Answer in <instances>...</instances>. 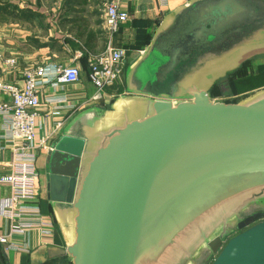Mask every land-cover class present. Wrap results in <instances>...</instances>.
<instances>
[{
    "label": "water",
    "instance_id": "1",
    "mask_svg": "<svg viewBox=\"0 0 264 264\" xmlns=\"http://www.w3.org/2000/svg\"><path fill=\"white\" fill-rule=\"evenodd\" d=\"M262 54L264 0H189L168 14L127 68L129 95L80 113L54 145L57 256L264 264V89L212 95Z\"/></svg>",
    "mask_w": 264,
    "mask_h": 264
},
{
    "label": "crops",
    "instance_id": "2",
    "mask_svg": "<svg viewBox=\"0 0 264 264\" xmlns=\"http://www.w3.org/2000/svg\"><path fill=\"white\" fill-rule=\"evenodd\" d=\"M105 1H0V74L4 81L21 86L23 72L29 68H45L53 72L57 66L72 65L80 70V81L74 86H62L54 81L41 89L37 140L48 138L52 148L62 137L64 129L80 113L93 108H108L116 98L129 95L125 84L128 66L147 48L163 19L186 5L189 0H123L122 8L128 14L129 21L113 35L112 45L125 52L124 77L114 87L105 89L99 100H95L97 90L87 77V54L105 49ZM81 53L83 55L80 57ZM8 60H15V65L9 66L6 63ZM246 66L240 75L258 77H254L252 82L233 78L232 83L228 80L220 83L223 95L217 98L221 99L226 92H230L232 98L226 101L232 102L264 89V54L256 56ZM242 82L246 85L241 86ZM48 99L62 102L48 106ZM0 101H8V98L0 95ZM59 122H64V125L56 129ZM51 154L40 152L37 166L41 190L39 205L43 214L54 221V235L52 238L39 239L37 234H28V253L17 252L0 244V264H62L66 259L57 256V253L66 249V243L56 223L49 198L47 171ZM10 158V118L0 116V178L9 172ZM10 193L8 186L0 184V205L10 197ZM9 232V222L0 219V237L7 236ZM14 241L23 243L21 238Z\"/></svg>",
    "mask_w": 264,
    "mask_h": 264
},
{
    "label": "built area",
    "instance_id": "3",
    "mask_svg": "<svg viewBox=\"0 0 264 264\" xmlns=\"http://www.w3.org/2000/svg\"><path fill=\"white\" fill-rule=\"evenodd\" d=\"M123 0H106L103 4L105 49L99 53L87 54L88 80L97 90L94 99L99 100L105 89L120 83L124 77L125 52L112 45V37L120 27L129 21V16L122 8ZM80 57L83 55L79 54ZM2 57L0 55V61ZM15 60H8L9 66ZM62 86H74L80 81V70L75 66H57L53 72L45 68H29L23 72L22 85L7 83L0 74V95L8 101H0V116L10 118L11 158L9 172L0 178V184L10 189V197L0 205V219L9 222L10 232L0 237V244L17 252L28 253V234L53 237L54 221L43 214L39 205L40 182L38 156L40 152H53L48 138L37 140V121L41 110L40 92L42 87L51 82ZM226 101L225 99H223ZM62 100L48 99L51 106ZM64 122H59L56 129H61ZM21 238L23 243L15 242Z\"/></svg>",
    "mask_w": 264,
    "mask_h": 264
},
{
    "label": "trees",
    "instance_id": "4",
    "mask_svg": "<svg viewBox=\"0 0 264 264\" xmlns=\"http://www.w3.org/2000/svg\"><path fill=\"white\" fill-rule=\"evenodd\" d=\"M248 64V63H247ZM247 64H245L240 70H238L237 72H235V73H233V74H231V75H229L228 76V81L230 82V83H232L233 81H232V79L233 78H241L242 80H246V82H252L254 79V77H258V75H256V76H253V77H248L247 75H245V76H243V75H240L241 73L240 72H242L247 66ZM262 72L264 73V71L262 70ZM260 77V76H259ZM251 79H253V80H251ZM250 84H252V83H250ZM212 95H213V99H215V98H217V97H219V96H222L223 95V93H222V91H221V86L219 85V84H217V86L214 88V90H213V92H212ZM226 102H228V101H226ZM264 218V217H263ZM264 220V219H263ZM62 264H70V262L67 260V259H65L64 261H63V263Z\"/></svg>",
    "mask_w": 264,
    "mask_h": 264
},
{
    "label": "rangeland",
    "instance_id": "5",
    "mask_svg": "<svg viewBox=\"0 0 264 264\" xmlns=\"http://www.w3.org/2000/svg\"><path fill=\"white\" fill-rule=\"evenodd\" d=\"M0 1H3V0H0ZM49 1H50V0H48V3H49ZM52 1H53V0H52ZM249 73L252 74V73H254V72H249ZM249 73H246V74H249ZM256 74H257V73H256ZM251 80H253V79H251ZM243 81H245V80H243ZM253 81H254V80H253ZM240 85H241V86H245L246 84H244V82H242V83H240ZM231 90H232V89L230 88V91H231ZM228 91H229V90H228ZM229 94H230V92H226L223 98H221V99H220V98H217L216 101H222V102H224L223 99L226 100V99H230V98H232L231 96H229ZM229 97H230V98H229ZM262 203H264V201H262ZM237 232H239V231H237ZM236 234H237V233L235 232V233H233L232 236L229 235V236H230L229 238L234 237ZM227 238H228V237H227ZM227 238H226V239H227ZM229 238H228V239H229ZM211 258H212V257H211Z\"/></svg>",
    "mask_w": 264,
    "mask_h": 264
},
{
    "label": "flooded vegetation",
    "instance_id": "6",
    "mask_svg": "<svg viewBox=\"0 0 264 264\" xmlns=\"http://www.w3.org/2000/svg\"><path fill=\"white\" fill-rule=\"evenodd\" d=\"M220 85V84H219ZM264 216V211L261 213Z\"/></svg>",
    "mask_w": 264,
    "mask_h": 264
}]
</instances>
